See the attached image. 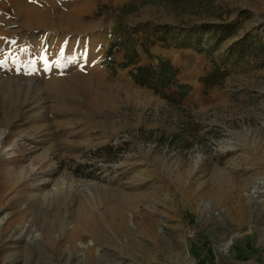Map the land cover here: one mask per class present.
<instances>
[{"label": "rangeland", "instance_id": "obj_1", "mask_svg": "<svg viewBox=\"0 0 264 264\" xmlns=\"http://www.w3.org/2000/svg\"><path fill=\"white\" fill-rule=\"evenodd\" d=\"M0 221V264H264V0L0 3Z\"/></svg>", "mask_w": 264, "mask_h": 264}, {"label": "trees", "instance_id": "obj_2", "mask_svg": "<svg viewBox=\"0 0 264 264\" xmlns=\"http://www.w3.org/2000/svg\"><path fill=\"white\" fill-rule=\"evenodd\" d=\"M236 33L237 28L233 25H221L215 34L217 42L221 43L231 37H234ZM183 46H187V44L184 43ZM112 53L113 47L108 53L109 57L112 56ZM126 59V62L120 63V68L128 69L132 65H136L132 56H128ZM178 75L179 70L170 61L163 59L160 60L159 65L156 67L139 65L130 70V76L136 83L155 89L158 92H160V89L164 90L174 86H179ZM187 95V91L182 92L180 95L181 99L186 98Z\"/></svg>", "mask_w": 264, "mask_h": 264}, {"label": "bare ground", "instance_id": "obj_3", "mask_svg": "<svg viewBox=\"0 0 264 264\" xmlns=\"http://www.w3.org/2000/svg\"><path fill=\"white\" fill-rule=\"evenodd\" d=\"M4 0H0V3H2ZM6 1H10V0H6ZM31 9H28L25 11V15H26V20L24 19V22L27 23V22H32V19L40 22L41 19L40 18H43L42 15L39 16V10L38 8H33V7H29ZM68 16V15H66ZM68 20V19H67ZM20 56V51H15L12 55L8 56L5 60L7 61V64L8 65H13V61H16V59H18V57ZM18 64V63H17ZM16 64V65H17ZM59 87V86H58ZM252 188H256V185L254 184L252 186ZM2 221V220H1ZM0 221V223H1Z\"/></svg>", "mask_w": 264, "mask_h": 264}, {"label": "built area", "instance_id": "obj_4", "mask_svg": "<svg viewBox=\"0 0 264 264\" xmlns=\"http://www.w3.org/2000/svg\"><path fill=\"white\" fill-rule=\"evenodd\" d=\"M190 235H191L192 237L194 236L193 233H191ZM221 252H222V253H228V250H227V249H222Z\"/></svg>", "mask_w": 264, "mask_h": 264}]
</instances>
